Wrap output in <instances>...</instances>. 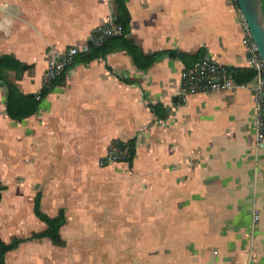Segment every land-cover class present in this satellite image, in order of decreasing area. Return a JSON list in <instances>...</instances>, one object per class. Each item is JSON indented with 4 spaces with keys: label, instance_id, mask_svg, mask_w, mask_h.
<instances>
[{
    "label": "crops",
    "instance_id": "0c3cea01",
    "mask_svg": "<svg viewBox=\"0 0 264 264\" xmlns=\"http://www.w3.org/2000/svg\"><path fill=\"white\" fill-rule=\"evenodd\" d=\"M114 1L0 0V56L30 67L10 80L39 94L47 53L86 44L114 21ZM126 8L129 38L145 55L209 53L250 69L233 0H127ZM186 67L164 55L140 70L124 51L75 64L22 121L7 115L0 84V183L19 187L32 213L37 193L48 216L64 210L66 244L67 234L93 244L94 229L106 228L108 264H246L250 256L264 264V145L255 141L252 91L246 83L184 102ZM157 104L164 118L152 112ZM131 141V165L101 163L112 143Z\"/></svg>",
    "mask_w": 264,
    "mask_h": 264
},
{
    "label": "trees",
    "instance_id": "16d2710c",
    "mask_svg": "<svg viewBox=\"0 0 264 264\" xmlns=\"http://www.w3.org/2000/svg\"><path fill=\"white\" fill-rule=\"evenodd\" d=\"M127 0H115L113 4V18L117 25L122 28V33L117 36L108 38L100 47L92 48L88 53L81 54L75 57V64H87L91 61L103 58L111 53L124 51L128 53L133 65L140 70H148L155 62H157L164 55L172 59L180 60L186 64V68L191 67L194 63L200 60L204 54H187L179 51H161L150 55L142 53L140 47L135 44L130 38L131 26L130 16L126 8ZM30 67L17 60L12 55L0 56V84H2L7 91L6 99V113L16 121H22L38 110L42 100L49 94V92L59 84L63 76L53 82L49 89H42L39 94L25 95L21 92L16 82L10 80L9 72L14 73L15 80L21 79L24 72ZM232 78L238 85L249 83L253 77L254 72L248 68L230 69ZM152 112L160 118L166 116V112L161 105H150ZM130 148V156L127 162L131 165L135 155L133 141L126 144ZM7 187L0 183V199ZM41 194L37 193L33 201V214L44 224L45 228L40 232H33L24 238L13 237L8 242L0 240V264L6 263V255L9 252L17 250L21 245L27 242L48 240L54 246L65 247L66 242L60 235V230L66 224V215L64 210H60L55 217H50L41 210Z\"/></svg>",
    "mask_w": 264,
    "mask_h": 264
},
{
    "label": "built area",
    "instance_id": "2783aa9c",
    "mask_svg": "<svg viewBox=\"0 0 264 264\" xmlns=\"http://www.w3.org/2000/svg\"><path fill=\"white\" fill-rule=\"evenodd\" d=\"M242 27V43L248 53L247 65L253 70L254 77L248 83L254 99L255 141L264 145V62L260 58L257 48L252 41L249 29L242 18L236 0H233ZM122 28L111 17L95 29L88 42L81 47L69 46L64 50H50L47 53V68L42 77V89L52 87L54 81L63 76L74 65L75 57L88 53L94 47H100L108 38L120 35ZM239 85L232 78L230 69L219 64L213 55L206 53L191 67L185 68L180 75V98L186 101L189 95L199 93H221L236 89ZM130 148L119 142L112 143L106 156L101 159L102 164L127 162ZM258 220V213H254V221ZM246 264H255L250 256Z\"/></svg>",
    "mask_w": 264,
    "mask_h": 264
},
{
    "label": "rangeland",
    "instance_id": "374dc122",
    "mask_svg": "<svg viewBox=\"0 0 264 264\" xmlns=\"http://www.w3.org/2000/svg\"><path fill=\"white\" fill-rule=\"evenodd\" d=\"M264 15V0H261ZM7 187V186H6ZM9 189V190H7ZM5 198L0 199V240L8 242L13 237L24 238L40 232L43 225L34 217L31 202L24 198L20 188L10 185ZM81 236V234H79ZM96 241L81 243L74 234L65 247H56L48 240L27 242L6 257L7 264H108L106 228L94 229Z\"/></svg>",
    "mask_w": 264,
    "mask_h": 264
},
{
    "label": "water",
    "instance_id": "95a60500",
    "mask_svg": "<svg viewBox=\"0 0 264 264\" xmlns=\"http://www.w3.org/2000/svg\"><path fill=\"white\" fill-rule=\"evenodd\" d=\"M257 52L264 62V15L261 0H236Z\"/></svg>",
    "mask_w": 264,
    "mask_h": 264
},
{
    "label": "bare ground",
    "instance_id": "6f19581e",
    "mask_svg": "<svg viewBox=\"0 0 264 264\" xmlns=\"http://www.w3.org/2000/svg\"><path fill=\"white\" fill-rule=\"evenodd\" d=\"M83 55V54H82Z\"/></svg>",
    "mask_w": 264,
    "mask_h": 264
}]
</instances>
